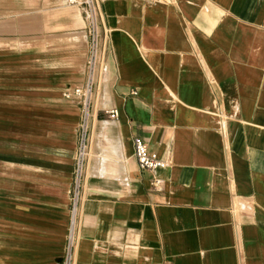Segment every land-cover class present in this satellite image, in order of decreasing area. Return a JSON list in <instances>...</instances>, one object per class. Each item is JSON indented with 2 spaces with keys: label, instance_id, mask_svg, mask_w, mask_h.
Masks as SVG:
<instances>
[{
  "label": "crops",
  "instance_id": "1",
  "mask_svg": "<svg viewBox=\"0 0 264 264\" xmlns=\"http://www.w3.org/2000/svg\"><path fill=\"white\" fill-rule=\"evenodd\" d=\"M96 1L0 0V264L64 255L90 80L73 264H264V0Z\"/></svg>",
  "mask_w": 264,
  "mask_h": 264
},
{
  "label": "built area",
  "instance_id": "2",
  "mask_svg": "<svg viewBox=\"0 0 264 264\" xmlns=\"http://www.w3.org/2000/svg\"><path fill=\"white\" fill-rule=\"evenodd\" d=\"M87 4L89 5L91 18L93 22H95L96 12L98 8V3L96 0H86ZM93 40L94 46L96 45L97 41V31L94 27L93 30ZM90 73L91 77L95 71V57L92 58L90 61ZM91 95H92V80L90 83L84 87H78L73 89H68L63 93V97L67 100L71 99H79L83 106V126H82V137H81V144L79 147L78 157L76 159L75 164V196L73 199V209H72V233L70 234L71 247L69 248V264H73V256L76 247V240L74 238V228H75V216L77 211V194L80 189V183L84 176V159L86 155V148H85V141L86 136L88 134V109L91 102ZM108 115L111 119H116L118 114L116 110H112L108 112ZM134 150H135V159L138 164V167L143 172H152L158 169H162L165 167L166 163L160 159L156 154H153L149 151L148 145L146 141L136 138L134 140Z\"/></svg>",
  "mask_w": 264,
  "mask_h": 264
},
{
  "label": "rangeland",
  "instance_id": "3",
  "mask_svg": "<svg viewBox=\"0 0 264 264\" xmlns=\"http://www.w3.org/2000/svg\"><path fill=\"white\" fill-rule=\"evenodd\" d=\"M70 238V237H69ZM71 247L70 240L67 241L63 257L58 261V264H69V248Z\"/></svg>",
  "mask_w": 264,
  "mask_h": 264
}]
</instances>
